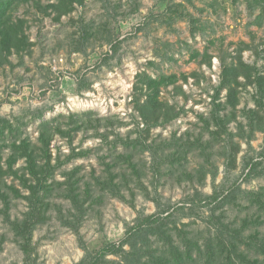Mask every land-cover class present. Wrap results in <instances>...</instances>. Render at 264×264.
<instances>
[{"label":"rangeland","instance_id":"rangeland-1","mask_svg":"<svg viewBox=\"0 0 264 264\" xmlns=\"http://www.w3.org/2000/svg\"><path fill=\"white\" fill-rule=\"evenodd\" d=\"M3 26L0 264H264V0H14ZM40 133L36 186L7 160L43 167Z\"/></svg>","mask_w":264,"mask_h":264},{"label":"trees","instance_id":"trees-1","mask_svg":"<svg viewBox=\"0 0 264 264\" xmlns=\"http://www.w3.org/2000/svg\"><path fill=\"white\" fill-rule=\"evenodd\" d=\"M14 0H0V44L2 46H6L7 49H9L10 46H12L16 41V35L14 33L13 28H8L5 29L4 25V21H5V16L7 13V10L10 8V6L12 5ZM21 1V0H18ZM175 77L174 76H170L168 78H160L159 82L155 81V80H149L148 85H153L156 83H160L162 80V82H168L171 80H174ZM43 125H45V123L43 122ZM39 140L42 143V147H41V151L43 152V156L45 159V164L43 167L37 165V161H36V157L34 156V151L30 148V144L28 142V140L26 139H20L18 141V143H16L15 141L12 143V157H10L7 160V168L12 170V165L19 159V158H24V161L26 163V170L27 172L32 175V177L35 179L36 181V186L42 184L43 181H46L49 177L50 174V167H49V159L50 157L47 156V148H48V144H49V140L45 137L44 133H40L39 135ZM24 182H26V179L23 180ZM27 186V185H26ZM28 187V186H27ZM28 190L31 191V193H36V187L33 185H30L28 187ZM27 232V230H26ZM106 251L108 252H113V249H106ZM176 250L178 251V249L176 248ZM106 251H103V253H101L100 258H102L104 255V253ZM260 251L262 252V254H264V244L260 245ZM176 254L170 256V254L168 256H165L163 261V264H183V256L182 254L178 251V253L175 251ZM187 255L190 257L191 254L187 253ZM101 262V259L97 258L93 261L92 264H98ZM247 264H262L260 263L258 260H247Z\"/></svg>","mask_w":264,"mask_h":264}]
</instances>
